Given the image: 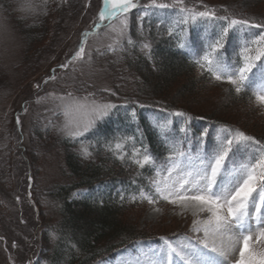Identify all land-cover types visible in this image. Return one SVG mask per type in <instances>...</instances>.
Returning <instances> with one entry per match:
<instances>
[{
    "label": "rangeland",
    "instance_id": "374dc122",
    "mask_svg": "<svg viewBox=\"0 0 264 264\" xmlns=\"http://www.w3.org/2000/svg\"><path fill=\"white\" fill-rule=\"evenodd\" d=\"M52 1L57 2L58 0ZM74 2L75 0L69 5L61 6L59 8L61 10L54 7L50 11L49 25L57 31L55 44L53 42L54 47L50 50L51 56H45L38 68L29 67L27 64L29 62L25 58L27 46L16 21L27 18L32 22L36 18H41L43 16L41 15L42 5L33 0H15L8 11L0 6V26L4 29L0 31V160L9 156L6 166L8 169L12 168L11 171L9 170V179L6 182L0 179V264H39V255L43 249L41 246L42 232L37 225L38 217H41L43 213L46 218L43 216L42 218H49L51 223L59 221V214L54 209L53 197L51 198L48 194L55 186L69 185L72 178H68L69 173L65 167V154L68 151L59 143V140L66 137L58 131L63 123V116L60 114L57 117L60 113L58 98L71 93L73 97L81 101L86 98L88 103L93 100L100 104L108 103L96 97L95 92L104 90L109 94L113 89L135 91L142 86L139 75L145 78L141 72L138 73L139 75L130 74L129 76L122 70L128 63H120L116 57L108 58L104 55V51L109 50V45L118 48L130 37L129 20H127L128 28L124 35L119 36L112 31L113 25L119 26V19H113L112 23L100 22L97 19L100 9L98 8L99 0H76ZM135 2L138 4L137 8H149V13L162 21L170 19L168 16L172 11L174 12V9L177 10L174 14L175 19L180 20L183 16L179 12L180 6L174 5V0H157V3L173 5L168 9H152L151 0L145 3L142 0H135ZM199 2L203 3V7L204 4L220 9L222 7L221 11L232 10L240 16L262 17L261 19L264 20V0H184L185 6L190 4L197 7L196 4ZM29 3L32 5V10H24ZM135 9L122 14L120 19L125 18ZM58 17L62 20L61 22ZM94 22H99L102 26L99 29L94 27L90 31ZM188 22L198 29L197 24L202 22V18H198L196 23L190 19ZM85 32H89L87 37H83ZM256 35L252 29L235 26L230 36L231 51L233 53L240 51L245 42H250ZM82 40L85 46L84 58L68 63L75 51L79 49ZM117 40L119 44H114ZM205 44V41L201 43L197 41L195 49L189 48V50L195 54L203 50ZM236 54L230 56L227 61L234 62ZM132 62L136 63V59L132 58ZM65 63H68V67L61 68L60 65ZM116 64L117 69H115ZM147 66L152 74H156L159 70V60H154ZM254 72L256 75L253 77L252 86L257 91V83L261 77L259 69ZM192 78L198 80L201 77L198 72L194 71ZM147 83V87L151 86L150 81H146ZM186 83L188 82L185 79L178 80L168 90L163 91L162 101L170 100L176 108H190L200 114L212 113L213 115L215 113L221 116L220 119L232 122L250 136L264 132V103L259 102L256 96L255 99L243 104L241 101H236L237 95L234 98L228 95L227 87L211 82V84L203 85V89L192 92V95H180L178 90ZM152 89L145 87L143 92L150 96L148 92ZM18 117L19 125H17ZM33 119L37 122L35 129H32ZM153 123L154 126L166 125L164 128L158 129L157 127V132L171 149L173 146L180 145L174 133L171 132V135L167 130V127L173 123L176 124L175 127H179L177 125L182 123L180 119L169 116L153 121ZM46 127L50 129V137L47 138L44 136ZM208 134L210 139L205 145L203 143L194 144L191 133H185L184 142L188 145L185 149L182 147V151L192 156L198 153L201 156H207L218 147L225 136L230 137L214 131ZM128 141L131 142V139ZM122 145V149L125 150L126 144L122 143ZM78 150L81 152L80 147ZM253 153L254 150L243 152L241 147L233 148V154L227 162L229 169L232 168L234 162L239 165L248 160ZM26 204L31 209L27 208ZM205 216L206 214L194 216L192 209L173 206L162 200L153 204L146 200L144 206L130 207L125 210L121 219L126 223L136 225L137 234L173 235L164 239L177 245L185 242V237L194 244L204 239L202 232L192 231V222L193 219H201ZM32 223L36 226L33 227ZM256 234L254 230L252 246L257 252H264V239L257 242ZM35 236L38 239L36 242ZM164 239H160L158 244L136 243L96 264H137V262L146 264V261L153 257V253L166 249ZM209 244L211 245V238H209ZM238 251L237 248L235 252L229 254L227 264H235Z\"/></svg>",
    "mask_w": 264,
    "mask_h": 264
},
{
    "label": "trees",
    "instance_id": "16d2710c",
    "mask_svg": "<svg viewBox=\"0 0 264 264\" xmlns=\"http://www.w3.org/2000/svg\"><path fill=\"white\" fill-rule=\"evenodd\" d=\"M13 1L15 0H0V6L8 11ZM33 1L42 5L41 15L43 16L32 22L27 18L17 19L16 22L27 46L25 57L29 61L27 64L29 67L38 68L45 56H51L50 50L54 47L53 42L57 34V31L53 30L48 22L51 19L50 11L54 7L59 9L63 5H69L73 0ZM146 1L148 0H142L143 3ZM202 4L197 3L195 8L203 11ZM101 6L102 0H99L98 8ZM186 6L193 7L190 4ZM204 6L208 5L204 4ZM208 8L214 10L217 16H227L229 21L231 19H246L250 24H264L262 17L257 18L250 15L244 17L232 10L221 11L222 7L220 9L208 6ZM145 12L148 13V8L139 7L127 14L130 37L122 46L115 48V51H104L106 57H116L120 63H128L122 70L129 76L130 74L139 75V72L143 73L145 78L139 75L142 85L140 89L135 91L113 89L109 94L104 90L102 92L98 90L94 94L96 97L98 96L99 99L114 104L116 107L107 117L97 121L95 126L83 137L76 140L68 138L59 140L61 147L68 151V153L65 152V167L69 173L68 178H72V182L69 185L55 186L48 194L53 197L54 209L59 214V221L51 223L49 218L44 219L46 216L43 213L41 217H38L37 225L42 232L41 246L43 249L39 255V264H96L137 242L159 243L161 238L173 236L137 234L136 225L126 223L121 219L124 211L128 208L146 204V201L139 199L141 190L152 191L151 180L154 178V169L148 167L141 169L134 164L131 159L133 148H147L149 153L156 158L157 164L164 162L171 154L167 143L153 129L149 116L159 120L165 116L175 115L178 111L183 112L184 115L181 117L184 120V128L180 131H189L197 137L205 136L207 138L211 130H221L230 135L241 131L247 135L244 130L239 129L230 121L226 122L220 119L221 116L215 113L213 115L212 113L200 114L190 108H176V105L170 100L162 101L161 93L181 79L188 82L181 85L178 90L179 94L184 96L203 89V85L212 83L227 87L228 95L232 98L237 95L236 101H241L243 104L250 102L255 97L246 87H242L241 92L236 93L234 87L226 81L214 80L207 71L202 70L186 52L180 49L179 44L182 42V38L185 37L186 31L189 32L187 25L180 22L173 25L169 19L162 21L151 14L145 15ZM213 20L227 24L223 20L214 18ZM26 21L30 22L26 24ZM93 28L94 24L91 25L90 31ZM170 28H174L171 35L169 34ZM135 29H137L136 32ZM258 29L264 32V27H258ZM129 39L132 40V44H128ZM144 43L151 45L150 55L148 50L143 48ZM226 48L227 40L225 48L220 50L222 56L226 55ZM132 58L136 59V63L132 62ZM154 60H159V70L156 74H152L147 66ZM117 68L116 64L115 69ZM194 71L199 73L200 79L192 78ZM146 81H150L151 86L147 87ZM145 87L154 88V90H149L150 96L143 92ZM98 92L100 93L98 94ZM133 112L135 117H133ZM59 116L60 113L57 114V117ZM36 124L37 122L33 119L32 129L37 127ZM171 131L176 132L178 129L172 127ZM49 132L50 129L46 127L44 130L46 138L50 137ZM252 137L264 144L263 131L254 133ZM129 139L131 142L128 141ZM117 143L126 144L125 150L122 149L124 152L115 148ZM18 146L20 148V145ZM244 146L246 148L259 147V145L247 146L246 144ZM79 147L81 152L82 149L87 148L90 155L85 157L78 150ZM120 155H123L124 159L118 158ZM8 161L9 156L0 160V179L3 182L9 179V170H12L11 167L8 169L6 166ZM73 193H80V195L75 198ZM133 195L137 196L136 202L131 199ZM26 207L30 208L28 204ZM32 226L35 227L36 224L32 223ZM37 240V236H35V242Z\"/></svg>",
    "mask_w": 264,
    "mask_h": 264
},
{
    "label": "snow or ice",
    "instance_id": "6c2138e0",
    "mask_svg": "<svg viewBox=\"0 0 264 264\" xmlns=\"http://www.w3.org/2000/svg\"><path fill=\"white\" fill-rule=\"evenodd\" d=\"M46 2V0H45ZM174 5H179V12L183 14L180 23L187 24L189 19L196 23L198 18L209 20H223L227 26L221 25V31L214 33V38H209L204 45L202 56L194 57L196 64L207 71L214 80L226 81L234 87L236 93H240L242 87H250L255 69H259L260 80L257 83L256 99L264 103V64H257L264 58V32L246 41L240 52V59L236 62H228L221 55V49L225 48V41L229 37L230 30L237 25H248L253 28L264 27V24L249 23L248 20L231 19L227 16H217L214 10L204 6V10L185 6L184 0H174ZM135 0H102V6L98 13L100 22L119 19V26L113 25L112 31L123 36L128 28L127 18L120 19L122 14L137 8ZM147 7V6H146ZM152 9H168L173 7L166 3H157L151 0ZM24 10H32L29 3ZM148 13L145 12V15ZM143 19V17H141ZM101 23L94 22L96 29L101 28ZM4 29L0 26V31ZM174 28L169 29V34ZM89 32L83 33L87 37ZM128 44H132L129 39ZM119 44V40L114 41ZM251 45H255L252 47ZM181 49H189L185 42L179 44ZM150 55L151 45L143 44ZM110 51H115L113 45H109ZM85 55L83 40L79 49L71 57L72 61L81 60ZM68 63L60 65L67 68ZM54 78V77H53ZM114 94V93H113ZM60 114L63 123L58 128L66 138L76 140L89 132L97 121L107 117L116 106L111 103H90L73 97L71 93L60 96ZM175 115L183 116V112ZM133 117L135 113L133 112ZM20 124L19 117L17 125ZM161 128L166 125H160ZM245 142L247 146L259 145L250 158L239 165L235 162L231 169L228 160L233 154V145ZM250 142V144H248ZM123 145L117 143L115 148L122 149ZM85 157L89 156L87 148L82 149ZM118 158L124 159L123 155ZM131 159L141 169L146 167L155 170V178L151 180L154 191L141 190L139 199L147 200L153 204L157 201H165L173 206L184 209H192L194 216L206 214L204 218L193 219L192 231L203 233L204 239L192 243L187 237L183 243L173 245L164 239L166 249L153 253V257L146 264H227V257L238 248V259L235 264H264V252H257L253 248L252 232L256 230V241L264 239V144L236 131L235 135L225 136L218 147L211 154L201 156L199 153L192 156L173 146L167 160L157 164L156 158L149 153L147 148H133ZM254 161V162H253ZM80 193H73L79 196ZM136 202L137 196H132ZM159 211V209H157ZM211 238V245L209 244ZM202 246V247H201ZM207 250V251H205ZM139 264V262H137Z\"/></svg>",
    "mask_w": 264,
    "mask_h": 264
}]
</instances>
